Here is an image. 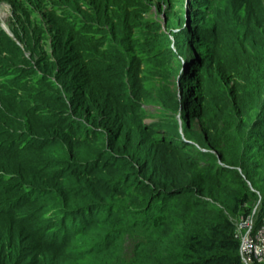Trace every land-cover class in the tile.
I'll use <instances>...</instances> for the list:
<instances>
[{"label": "trees", "instance_id": "trees-1", "mask_svg": "<svg viewBox=\"0 0 264 264\" xmlns=\"http://www.w3.org/2000/svg\"><path fill=\"white\" fill-rule=\"evenodd\" d=\"M5 1L22 46L0 29V264H245L236 222L264 217L261 20L187 31L198 57L164 98L185 126L159 136L140 103L177 54L139 0Z\"/></svg>", "mask_w": 264, "mask_h": 264}, {"label": "rangeland", "instance_id": "rangeland-1", "mask_svg": "<svg viewBox=\"0 0 264 264\" xmlns=\"http://www.w3.org/2000/svg\"><path fill=\"white\" fill-rule=\"evenodd\" d=\"M26 5L28 0H23ZM205 2V7L194 8V0H139L138 3H143V6L138 5L140 12L145 17H152L156 19L161 28L165 29L172 33V30L184 31L183 35L173 36L175 44H170L171 47H176L179 54L191 53L192 56H197L199 54V49L194 44L198 38H204L203 34L190 35L187 33L186 28L190 29L193 25L195 30H198L200 33H203L202 29L213 30L216 33H237L239 32L240 25L244 23L254 24L257 21V18L261 20V23L264 26V0H239V5L243 2L249 8L242 10L241 14H236L232 16L233 8H235V0H201ZM196 5V4H195ZM238 5V6H239ZM49 6V5H48ZM34 12L37 11L34 6ZM200 13V16H199ZM202 14V15H201ZM11 7L9 3L5 0H0V29L3 30L5 27L7 30L6 35L13 42L19 43L16 39L13 28H15L16 21L13 23L11 19ZM15 52L12 53V55ZM11 51L3 52L0 50V77L4 74L3 64L5 63L4 56H10ZM26 56H30L26 53ZM186 54V62L184 65V60L181 55V59L176 60L170 66H166L165 69H160L155 76V85L153 87V93L150 97L142 101L141 112L143 116L148 118H158L162 117L168 122L174 125V119H178V123L185 126L183 117L181 114H178L179 117L175 116L172 106L166 101L165 96L171 92H177L179 81H181L182 71L186 66V63H189ZM184 65V67H183ZM207 67V63H204L203 67H200L196 70V73L203 72ZM6 69V68H5ZM195 72V71H194ZM4 85L0 84V90ZM173 93V94H174ZM2 103V97H0V104ZM190 128L193 130L194 134L189 136V141L194 147H200L199 135L196 130V124L194 121H190ZM250 188L253 189L250 185ZM260 199V196H258ZM239 221L236 222V225ZM69 224V223H66ZM65 224V225H66ZM69 226V225H68ZM238 232H242L239 228ZM86 232V231H85ZM85 232L80 234L72 235L71 242H69L68 249L73 253L80 254L85 248L83 240H85ZM81 237V243L79 239ZM78 243V244H77ZM128 241H125V238L122 240V249L126 248Z\"/></svg>", "mask_w": 264, "mask_h": 264}, {"label": "clouds", "instance_id": "clouds-1", "mask_svg": "<svg viewBox=\"0 0 264 264\" xmlns=\"http://www.w3.org/2000/svg\"><path fill=\"white\" fill-rule=\"evenodd\" d=\"M191 29V28H190ZM190 29H188V28H186V30L188 31V30H190ZM5 30H7V29H4L3 28V31L6 33L7 31H5ZM161 30H162V32L163 33H165V34H167L168 36H169V38H170V44H175V42H174V38H173V36L175 37L176 36V38L177 37H179V35H183V33H184V31H180V30H172V33L171 32H169V31H166L165 29H163V28H161ZM8 33V32H7ZM18 45H20V46H22L20 43H17ZM173 48V47H172ZM174 49V51L176 52V54H177V57H176V59L174 60V62H176V60L178 59V57H179V59H181V55L182 56H184L183 57V60H184V65H185V62H186V54L188 55L187 56V58H188V60H189V63H186V66H185V68H184V71H182V77H181V81H179V85H178V89L176 90L177 92V95H178V97H180V95H181V83H182V81L183 80H185V77H187L188 76V72H189V70L192 68V65L194 64V62H196V57H198V55L197 56H192L191 55V53H186V52H184V53H182L181 52V54H179V52H178V50H177V48L176 47H174L173 48ZM28 55H29V53H28ZM25 56H26V53H25ZM184 65H183V67H184ZM1 78L2 77H0V80H1ZM142 103H140V108H141V105ZM166 119H164V118H162V117H158V118H148V117H145V116H143V119H142V123H143V126H153V127H156L157 128V130H158V134H159V136H161V135H163V134H165L164 132H163V130H162V128L164 127V121H165ZM157 126H159V127H157ZM170 131H171V129H170ZM179 132H180V134H181V129H179L178 130ZM182 134H183V131H182ZM184 136V135H183ZM184 140L187 142V143H190L191 144V141H189V138H185V136H184ZM189 141V142H188ZM254 212H255V208L253 209V211H252V214L251 215H249V216H247L246 218H242V219H240L239 220V223L236 225V234H237V238L239 239V243H240V237H239V234L240 233H243V232H245L246 230H247V226H243V227H241V228H239V224L240 223H242V222H244L245 220H247V219H249L250 221H251V234L252 235H254L255 233H256V231L262 226V224H263V220H264V217H263V219H262V222H261V225L257 228V229H255L254 230V228H253V218H252V215L254 214ZM75 218H73V217H70V218H60V219H58L57 220V223H60V226H63V229L61 230V233H64V235L65 234H67V235H69V234H71V236L72 235H74L75 234V232H73V233H70V232H72L73 230H74V228L76 227V226H78V221L77 220H74ZM74 221V222H73ZM66 223H69V224H66ZM66 224V225H65ZM69 225V226H68ZM58 228V226L56 225L55 227H54V229L56 230ZM60 228V227H59ZM240 229L242 232H238V230L237 229ZM48 231H50V229L48 230ZM48 235H50V232H48ZM49 237V236H48ZM239 253H240V248H239ZM240 257H241V259H242V256H241V254H240ZM243 261V260H242ZM244 262V261H243ZM245 263V262H244ZM245 264H247V263H245ZM250 264H263V263H261V262H257L256 261V258H254L253 256H251V263Z\"/></svg>", "mask_w": 264, "mask_h": 264}, {"label": "built area", "instance_id": "built-area-1", "mask_svg": "<svg viewBox=\"0 0 264 264\" xmlns=\"http://www.w3.org/2000/svg\"><path fill=\"white\" fill-rule=\"evenodd\" d=\"M243 226H247V230L239 234L242 260L250 264L251 256H253L257 262L264 264V220L254 235L251 234L252 225L249 219L239 224V228Z\"/></svg>", "mask_w": 264, "mask_h": 264}, {"label": "bare ground", "instance_id": "bare-ground-1", "mask_svg": "<svg viewBox=\"0 0 264 264\" xmlns=\"http://www.w3.org/2000/svg\"><path fill=\"white\" fill-rule=\"evenodd\" d=\"M4 29H6L5 27H3Z\"/></svg>", "mask_w": 264, "mask_h": 264}, {"label": "water", "instance_id": "water-1", "mask_svg": "<svg viewBox=\"0 0 264 264\" xmlns=\"http://www.w3.org/2000/svg\"><path fill=\"white\" fill-rule=\"evenodd\" d=\"M189 142V141H188Z\"/></svg>", "mask_w": 264, "mask_h": 264}]
</instances>
